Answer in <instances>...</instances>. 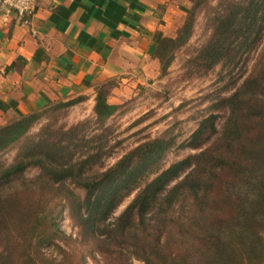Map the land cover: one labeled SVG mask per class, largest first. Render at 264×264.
I'll return each instance as SVG.
<instances>
[{
  "label": "trees",
  "instance_id": "16d2710c",
  "mask_svg": "<svg viewBox=\"0 0 264 264\" xmlns=\"http://www.w3.org/2000/svg\"><path fill=\"white\" fill-rule=\"evenodd\" d=\"M212 18V34L196 56L204 66L233 68L243 51L261 45L264 0L228 2ZM192 20L190 13L178 37L170 40L184 42ZM105 93L97 89L98 121L117 109ZM77 100L55 103L69 106ZM221 103L228 109L221 123L214 115L204 117L187 139L185 147L198 151L151 179L137 180L170 145L165 138L137 145L100 172L86 167L99 156L73 161L76 132L63 143L44 136L48 130L25 141L20 156L0 169V264H80L58 245L68 238L57 224L64 209L77 225L79 242L97 248L107 263L121 264L116 261L123 257V264H264V42L241 86ZM51 105L1 125L0 151ZM29 167L40 169L35 179L24 185L11 182ZM69 182L84 191L82 198ZM24 190L47 195L27 202L17 195ZM134 190L132 200L109 220ZM44 245L61 249L42 252Z\"/></svg>",
  "mask_w": 264,
  "mask_h": 264
},
{
  "label": "rangeland",
  "instance_id": "374dc122",
  "mask_svg": "<svg viewBox=\"0 0 264 264\" xmlns=\"http://www.w3.org/2000/svg\"><path fill=\"white\" fill-rule=\"evenodd\" d=\"M231 1L237 0H176V5L182 4V9L179 8L173 13L174 18L180 20L179 24L164 38L162 46L155 49L152 59L156 64L151 62V73H141L140 78L129 81L126 77L123 81L110 79L104 85L94 88L95 98L97 89H106L107 102L117 105L114 113L107 119L98 121L94 113V100L77 97L75 99L78 100L69 106H59L55 101L51 103L53 105L42 110L38 120L24 135L0 151V169L7 167L20 156L21 146L25 141L47 130L44 136L59 143L66 142L73 132L77 133V139H72L76 143L73 161L80 162L89 155L99 156L92 162L91 168V164L86 166L87 172L103 171L137 145L155 138H165L170 145L141 177L138 174V181L151 179L171 163L197 152V149L185 147L187 139L204 117L214 115L220 124L227 116L228 109L221 101L241 86L264 42L263 28L261 45L256 49L243 51L239 63L233 68L227 64L207 67L196 59L201 46L212 34V17ZM190 13L193 20L189 37L184 42H172L170 39L178 37ZM6 122L8 121H0V126ZM60 138L64 141H60ZM39 174L38 167H29L12 177L11 182L24 185ZM68 187L76 195L83 197L82 189L75 188L71 182ZM136 191L122 199L109 220L121 213ZM46 193L24 190L17 195L23 201L30 202L38 195L46 196ZM57 224L68 236L58 241V245L71 255L72 261H79L80 264H111L104 261L97 248L86 242H79L77 225L67 209L59 214ZM60 247L44 245L41 250L50 252L54 249L58 253ZM119 261L123 264L124 258L116 262ZM133 264L144 263L134 260Z\"/></svg>",
  "mask_w": 264,
  "mask_h": 264
},
{
  "label": "crops",
  "instance_id": "0c3cea01",
  "mask_svg": "<svg viewBox=\"0 0 264 264\" xmlns=\"http://www.w3.org/2000/svg\"><path fill=\"white\" fill-rule=\"evenodd\" d=\"M179 8L176 0H38L28 16L0 12V121L55 101L95 103L97 85L149 75Z\"/></svg>",
  "mask_w": 264,
  "mask_h": 264
},
{
  "label": "built area",
  "instance_id": "2783aa9c",
  "mask_svg": "<svg viewBox=\"0 0 264 264\" xmlns=\"http://www.w3.org/2000/svg\"><path fill=\"white\" fill-rule=\"evenodd\" d=\"M38 0H0V12H15L19 16L31 15Z\"/></svg>",
  "mask_w": 264,
  "mask_h": 264
}]
</instances>
